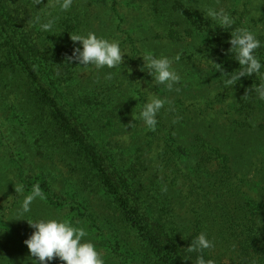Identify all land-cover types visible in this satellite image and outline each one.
Listing matches in <instances>:
<instances>
[{
	"label": "trees",
	"instance_id": "16d2710c",
	"mask_svg": "<svg viewBox=\"0 0 264 264\" xmlns=\"http://www.w3.org/2000/svg\"><path fill=\"white\" fill-rule=\"evenodd\" d=\"M52 3L0 0V264H35L27 219L51 217L83 228L105 264H195L187 247L201 232L215 244L205 259L264 264V81L227 87L223 75L240 67L231 31L264 42V0ZM210 8L230 12L232 28ZM48 12L45 32L35 18ZM89 31L120 41L121 66L66 61L80 46L71 35ZM146 54L180 55L179 91L141 71ZM257 54L264 62V47ZM149 93L167 99L155 130L133 118ZM36 184L42 198L21 215Z\"/></svg>",
	"mask_w": 264,
	"mask_h": 264
},
{
	"label": "clouds",
	"instance_id": "9594fccd",
	"mask_svg": "<svg viewBox=\"0 0 264 264\" xmlns=\"http://www.w3.org/2000/svg\"><path fill=\"white\" fill-rule=\"evenodd\" d=\"M41 0H35V4H40ZM73 0H54L50 5L60 11H68ZM207 16L216 20L222 29L232 28L235 20L230 12L223 9H208ZM55 17L51 12L46 13L45 18L37 16L35 22L39 23L42 31L49 32L55 24ZM229 44L230 52L234 53V59L239 63V71H234L227 76L224 81L227 87L236 84L241 77L251 76L253 73L264 81V62L257 54V50L264 47L257 33L249 27L242 26L230 32ZM73 42H79L80 46L74 47L71 54H66L68 63H77L83 67L94 66L99 70L102 68L113 69L121 66L123 56L120 41L117 39L97 36L95 32L89 31L86 34L71 35ZM144 66L141 71L147 69L148 74L158 85H163L169 92L179 91L175 86L181 82V76L173 67L174 61H179L180 55L168 57L165 55L155 56L146 54L142 57ZM217 70H221V65L208 59ZM131 72V69L128 70ZM105 79L111 80L112 73H106ZM258 98L264 100V82L255 88ZM167 103L166 98H161L154 94H148L147 100L139 111L138 118L144 125L155 130L157 126V115ZM15 191L23 193V186H15ZM42 191L39 184L32 187L31 194L23 197L20 214L31 211V205L37 198H42ZM29 226L34 229L32 234L24 241L30 254L36 258L35 264H48L54 258H58L66 264H105L102 254L97 250L91 241L83 238L87 235L81 227H76L67 220L60 218H40L28 220ZM213 240L207 237L204 232L199 233L192 241L188 252H196L198 255L195 264H216L212 258L205 259L204 250L214 248Z\"/></svg>",
	"mask_w": 264,
	"mask_h": 264
}]
</instances>
